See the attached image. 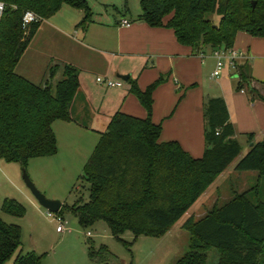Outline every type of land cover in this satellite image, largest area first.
I'll use <instances>...</instances> for the list:
<instances>
[{"label": "trees", "instance_id": "trees-1", "mask_svg": "<svg viewBox=\"0 0 264 264\" xmlns=\"http://www.w3.org/2000/svg\"><path fill=\"white\" fill-rule=\"evenodd\" d=\"M3 1L7 7L0 18V158L26 167L30 158L56 154L53 123L74 120L71 105L80 86V71L64 63L63 78L53 85L57 68L51 66L48 79L38 84L17 73V64L41 22L63 5L84 11L78 24L84 29L93 21V13L88 0ZM140 7L137 20L172 28L177 40L194 52L206 46L214 51L233 48L241 31L264 37V0H140ZM26 10L34 11L40 19L25 25ZM234 72L239 90H244L251 101H264V80L254 78L250 61L240 62ZM165 80L160 76L141 89L130 79L129 91L145 107L147 116L118 110L99 132L84 168L83 176L90 184L89 199L80 198L66 208L83 228L104 220L112 235L122 241L128 230L135 238L162 236L241 154L242 146L223 97L204 103L203 156H192L177 140L161 141L162 125L152 119L153 93ZM247 135L253 141V134ZM235 169L257 171L264 177V139L254 142ZM3 210L17 216L25 212L12 198L5 199ZM187 224L190 244L174 264H264L261 198L247 192L236 194ZM21 239V226L0 218V264L12 256ZM89 255L95 264H119L107 260L111 253L104 245L98 249L91 245ZM12 264H41V259L34 251L20 253Z\"/></svg>", "mask_w": 264, "mask_h": 264}, {"label": "crops", "instance_id": "crops-1", "mask_svg": "<svg viewBox=\"0 0 264 264\" xmlns=\"http://www.w3.org/2000/svg\"><path fill=\"white\" fill-rule=\"evenodd\" d=\"M140 10L139 6L132 13L128 7L116 19L97 20L93 16V21L84 29L78 26L84 11L76 9V12L63 5L41 22L17 64V73L39 84L48 79L49 68L55 66L57 70L52 79L55 85L63 78L64 63L76 66L80 71V86L71 105L72 117L88 118L97 124L91 128H99L98 132L106 129L118 110L147 116L145 107L129 91L130 79L145 89L164 76L166 80L153 93L152 110L153 121L162 125L161 141L177 140L192 156H203L204 103L212 97L224 98L235 137L242 146L241 154L248 152L252 142L263 140L264 101H251L244 90L237 88L234 69L226 64L218 76H212L217 65L213 48L206 46L194 52L177 40L172 28L153 27L137 20ZM122 19H128L130 24L122 25ZM233 48L244 56L240 62L250 61L254 78L264 80V37L241 31ZM92 73L96 74L95 80L90 76ZM99 76L126 81L128 86L107 87L97 81ZM122 76H128L127 80ZM249 133L253 134V141L249 140ZM245 143L248 147H244ZM218 201L215 197L210 206Z\"/></svg>", "mask_w": 264, "mask_h": 264}, {"label": "rangeland", "instance_id": "rangeland-1", "mask_svg": "<svg viewBox=\"0 0 264 264\" xmlns=\"http://www.w3.org/2000/svg\"><path fill=\"white\" fill-rule=\"evenodd\" d=\"M88 2L94 19L97 20L116 19L128 7L134 13L140 6V0ZM66 8L76 11L69 5ZM95 75L90 74L93 80ZM122 82L125 87L128 86V82ZM96 86L100 90L101 87ZM92 123L88 118L77 116L73 121H56L53 125L57 136L56 154L30 158L26 167L19 162H8L0 158V218L20 225L22 230L20 246L4 264H12L18 254L32 251L40 256L41 264H95L89 255L91 245L95 249L101 245L106 246L111 253L107 260L113 263L174 264L175 260L184 255L190 244V234L185 229V226L188 227L187 222L204 217L213 207L243 192L264 201V178L262 180L257 171L235 169L244 155L242 153L215 179L172 230L162 236L141 235L135 238L128 230L122 235V241L112 235L104 220H97L92 226L83 228L78 218L66 208L80 198L83 201L89 199L90 184L83 176L84 168L100 137L97 124ZM92 125L96 127L92 129ZM244 147H248L247 143ZM24 170L48 198L62 202L64 208L61 213L50 212L38 202L24 181ZM215 197L219 201L211 207ZM7 198L15 199L24 207L22 216L3 210V203ZM59 215L64 217L66 226L62 232L57 230ZM89 231L91 235H88ZM214 256L211 254V260H215Z\"/></svg>", "mask_w": 264, "mask_h": 264}, {"label": "built area", "instance_id": "built-area-1", "mask_svg": "<svg viewBox=\"0 0 264 264\" xmlns=\"http://www.w3.org/2000/svg\"><path fill=\"white\" fill-rule=\"evenodd\" d=\"M7 7V4L5 1L0 0V18L3 15L5 9ZM40 17L37 15L34 11L26 10L23 14V23L25 25H28L34 21L39 20ZM122 25H129L130 21L128 19H122L121 20ZM214 55L217 58V65L216 69L214 70L212 76L216 77L220 74L223 67L228 64L232 69L236 70L238 64L240 63V59H242L244 56L236 51L234 48H221L214 51ZM97 81L107 87H120L122 86L123 82L120 80H113L109 78H103L101 76L97 77ZM51 212V211H50ZM49 212V215L51 213ZM58 222L59 226L57 228L58 231L62 232L66 229L65 223H64V217L59 215L58 216ZM88 235H91V232H88Z\"/></svg>", "mask_w": 264, "mask_h": 264}, {"label": "water", "instance_id": "water-1", "mask_svg": "<svg viewBox=\"0 0 264 264\" xmlns=\"http://www.w3.org/2000/svg\"><path fill=\"white\" fill-rule=\"evenodd\" d=\"M255 1L253 4L255 5ZM124 80H127L128 76H122ZM254 142H252L250 145L252 146ZM23 178L27 185V187L31 190L35 198L38 200V202L47 208L51 212H58L62 207V202L57 199H50L48 198L43 192H41L35 185V183L32 181L31 177L29 176L28 172L24 170L23 172Z\"/></svg>", "mask_w": 264, "mask_h": 264}]
</instances>
